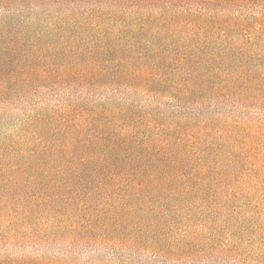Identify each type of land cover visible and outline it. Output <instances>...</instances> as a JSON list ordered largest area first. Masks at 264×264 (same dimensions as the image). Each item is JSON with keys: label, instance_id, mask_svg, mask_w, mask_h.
Masks as SVG:
<instances>
[{"label": "trees", "instance_id": "16d2710c", "mask_svg": "<svg viewBox=\"0 0 264 264\" xmlns=\"http://www.w3.org/2000/svg\"><path fill=\"white\" fill-rule=\"evenodd\" d=\"M264 0H0V264H264Z\"/></svg>", "mask_w": 264, "mask_h": 264}, {"label": "rangeland", "instance_id": "374dc122", "mask_svg": "<svg viewBox=\"0 0 264 264\" xmlns=\"http://www.w3.org/2000/svg\"><path fill=\"white\" fill-rule=\"evenodd\" d=\"M256 190H251L252 206L264 209V185H256ZM246 264V263H245Z\"/></svg>", "mask_w": 264, "mask_h": 264}]
</instances>
